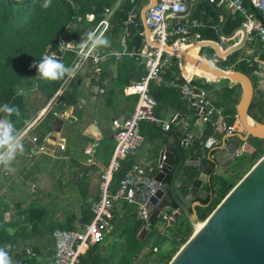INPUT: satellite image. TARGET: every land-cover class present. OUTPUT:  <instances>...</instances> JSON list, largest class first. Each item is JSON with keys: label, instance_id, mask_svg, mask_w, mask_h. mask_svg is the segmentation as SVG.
<instances>
[{"label": "crops", "instance_id": "obj_1", "mask_svg": "<svg viewBox=\"0 0 264 264\" xmlns=\"http://www.w3.org/2000/svg\"><path fill=\"white\" fill-rule=\"evenodd\" d=\"M190 1V12L186 17L203 21L204 26L187 34L185 36V44L212 41L218 44L220 51H225L239 43L242 34L240 32L234 33L236 28L231 33H225V28H227L228 25L227 23L223 29V34L231 36L228 40H232L233 42L225 49H222L227 40L223 39L219 34V26L224 21L225 17L214 11L207 3L198 0ZM129 2L131 8L128 11L127 20L130 16H133V23L127 26L124 23L123 33L116 47H99L101 51H108L109 49L121 50V39L124 37L125 33L127 34L126 38L129 36L128 28L130 25L138 27V25L141 24L142 32L139 34L141 37V45L140 48L137 49L135 46L129 47L126 42L128 48H134L139 52L145 44H148L142 24L141 10L149 3V0L146 1V4L142 0H117L112 6L105 8L114 9V13L116 10L123 7V5H128ZM211 11H214L216 15L211 13ZM232 17L231 15V18ZM177 39L178 37H171L172 42H175ZM184 46V44L182 45L178 41L175 42V47L180 50H182ZM203 49H211L213 51L212 47L206 46L195 50V54H193L194 51H192V55L200 57L199 52ZM235 53V63L230 64L235 67L239 62L247 63L253 60L256 64V70H258L261 66L257 60L264 61V49L256 45L255 47L244 45L242 49ZM164 59L166 61V66L164 67L162 80L164 82L177 80L179 84L185 83L184 79L183 81L181 80L183 77L179 59L173 55L165 56ZM216 59L213 51V58L210 61ZM226 64L227 62H218L219 66H224ZM143 65L144 60L138 56H124L120 61H115L112 57H107L101 63L102 78L105 81L103 85L105 92L100 95H94L91 92L90 87L94 86L93 76L88 73L87 67L83 66L76 74L75 78L72 79H79L78 89L76 92H70L68 96V99H71L76 94L75 102L70 106H64L62 104L64 108L62 111L57 112L56 105L53 103L45 112L48 101H45L35 89L27 94L30 105L27 107L25 116L28 117L29 120L20 127L14 124L17 131L21 134L24 151L17 155L12 164V167L15 168L14 172L6 171L3 166H0V224L5 225V236L12 240L16 239L20 244L22 243L23 237L26 235L22 230L23 225L30 226L25 224V215L33 204L43 211H46V215L50 216L48 222L54 225L60 226L72 223L73 228L71 230H81L84 224L91 222L92 214L90 212V206L99 198L100 175L102 171L109 166L115 150L114 129L111 123L115 117L120 115L128 116L136 108L138 97L136 95L126 94L125 90L132 82L140 79L145 74ZM186 67V70H188L187 72L194 79L201 82L212 80L211 76L199 72L196 68L191 66ZM238 70L243 72L240 69ZM66 80L67 79H65V81ZM72 80L69 81L65 88H62L64 83L62 84L53 98L54 101L56 97L60 96L64 89L68 87ZM152 84L162 90H176L180 95L178 87L165 89L158 83L153 82ZM242 93L243 88L240 84L231 83L227 85L226 88L218 89L212 94L209 93V96L211 100L213 97H216L215 101L212 100L213 103L217 107H223L225 109V116L228 115L230 118L232 115H236L235 105L240 100ZM225 96H229L234 101L233 108L228 112L222 104V99ZM180 98L187 107L185 112L174 109L168 104L156 102L157 105L155 107L154 117L158 122L152 125H141V133L145 131V133L142 134L144 136V142L136 155L127 158V160L132 161V165L138 163L145 166L148 163L152 164L157 161L160 147L156 145V139L161 135L160 130H164L163 126L170 123L174 117H178L181 123L172 124L168 131H174L176 135H179L178 128L185 123L187 119L194 122L196 121L195 125L203 133V138L192 147V151L197 150V156L204 160L206 152L204 147L201 148L200 143H205V140L211 135V133H208L211 131L213 134L217 126L212 127L210 119L201 117L198 114H193L191 105L184 101L181 95ZM258 101L259 92H256L252 109L257 108ZM57 104H59V102H57ZM49 111H51L53 115L55 114L56 119L53 120L50 125H46L45 115ZM233 124L234 128L238 127V122L236 120H234ZM193 127L194 126H191L190 129ZM41 133H46L45 139L40 144L38 141L33 142L32 139H37ZM94 142L98 143L95 153L92 156L85 155L83 150ZM192 151L190 152L191 156H193ZM232 183V181H229L218 187L213 192L211 203L213 204V202L224 193H228V186L234 185L237 182L234 184ZM203 190H208L207 186H205ZM209 207L201 210L200 216L206 214ZM116 211L119 212L117 214L119 218L117 222L121 220V224H116L117 227H119V235L116 240L112 242L118 243L120 238H122L123 243L125 241L123 231L132 223L133 218L131 214L135 213L136 215V209L133 210V207L130 209L129 206L120 204L116 206L113 213V231L105 238L100 246L109 241L113 235L116 228ZM142 225L141 223V226ZM166 230L171 231L170 228L165 229V231ZM170 234L171 233H166L164 235L168 236L166 238L163 235H152L155 238L154 241H156L160 240L161 237L165 240H169ZM26 236L29 237L28 235ZM30 236H32L31 241L24 243L27 245H24L23 249L15 245L19 250L18 255H24L22 261L25 260V256L31 258L24 253L26 247H30L33 250L35 257H38L42 264H47L48 261H54L55 245L52 234L45 233V235H38L32 233ZM150 237L152 236L148 234L144 242H141L139 239L138 241L146 244V241ZM172 240L174 241V239ZM145 246L146 245H144L141 250L142 254L145 249H147ZM122 248L123 244L121 252ZM151 250L152 249L149 251ZM10 255L13 254L10 253ZM22 263L25 264V262Z\"/></svg>", "mask_w": 264, "mask_h": 264}, {"label": "water", "instance_id": "obj_2", "mask_svg": "<svg viewBox=\"0 0 264 264\" xmlns=\"http://www.w3.org/2000/svg\"><path fill=\"white\" fill-rule=\"evenodd\" d=\"M184 1L187 10L182 16L188 15L191 7L190 0ZM198 1L207 3L225 17L219 26V34L225 40L230 39L231 36L223 34V29L231 19V13L207 0ZM156 2L149 0L141 10L146 42L153 46L156 44L150 41L151 32L147 25L146 12ZM236 32L242 34L241 40L225 51H220L218 44L212 41L189 44L182 50L166 48L169 54L179 59L184 81L195 89L212 94L231 83H238L243 88L241 98L235 105L238 126L242 130L237 127L234 132L226 134L223 117H219L217 129L205 140L204 160H193L190 154L192 147L203 138V133L195 125L196 121L187 119L178 128L179 135L174 131L160 130L161 135L156 139V145L160 147L158 157L161 168L150 180L160 186L146 184L141 198L143 202L146 200L145 209L150 216L149 223L153 225L161 213L174 211L172 224H177L182 219L192 226L202 224L168 264H264V155L235 185L228 186L229 190L224 198L203 221L200 220V211L212 204L211 192L203 188L228 182L244 164V147L255 150L264 142V61L257 60L260 69L249 75L239 70L224 72L210 60L190 54L191 51L210 46L217 59L226 58L244 47L245 28L239 26L234 30ZM186 66L211 76L212 80L201 82L194 79L187 72ZM68 83L66 80L62 88ZM256 92H259L258 106L252 109ZM212 100L215 101L216 97ZM53 103L54 99L47 102L45 112ZM191 111L193 114L203 115V112L199 114L195 106H192ZM191 126L194 127L190 129ZM191 134L195 140L191 145H184ZM261 149L262 147L256 150L252 157H257ZM213 177H218L220 181L214 182ZM137 228L138 239L144 242L149 230L141 224Z\"/></svg>", "mask_w": 264, "mask_h": 264}, {"label": "built area", "instance_id": "obj_3", "mask_svg": "<svg viewBox=\"0 0 264 264\" xmlns=\"http://www.w3.org/2000/svg\"><path fill=\"white\" fill-rule=\"evenodd\" d=\"M156 5L146 12V21L150 29V41L156 44H145L143 48L137 52L134 48L129 49L125 38L121 39V50L109 49L101 51L96 49H81L73 44L72 47H60L61 42L69 43L64 38H60L56 47H47L43 52L41 59L47 53L54 54L57 58L62 59L66 52L75 53V59L71 66L76 67L75 73L66 78L68 81L75 78L76 74L83 66L87 67L88 73L93 76L94 86L90 87L94 95H100L105 92L104 79L102 78L101 63L107 58L112 57L115 61H120L124 56H138L144 60L145 74L138 80L132 82L125 90L128 95H136L138 97L136 108L128 115H120L112 120L114 129L115 150L111 158L109 166L104 169L99 180V198L91 204L90 212L92 220L90 223L84 224L81 230L55 229L52 232L54 239L55 252L53 264H79L81 256L93 245L101 244L105 238L113 231L114 210L117 205L124 204L129 207H136V215L143 226L147 227L149 234L165 235L163 228L170 227L172 221L171 213H161L156 222L151 225L149 223V214L145 209L146 200L143 202V188L146 184L153 183L155 187L160 184L153 179L158 170L161 168V160L157 159L155 163H148L142 166L138 163L131 165L127 169L122 178L119 180L115 189H111L114 175L118 172L121 162L130 156L136 155L144 142V136L141 133L142 124H155L158 121L154 117V109L157 105L156 100L150 93V83H158L163 88L168 89L178 87L180 95L189 105L195 106L199 114L203 112L201 117L211 120V126H217V119L223 117V129L226 134L234 132V124H229V116H225V109L217 107L211 100L209 93L197 90L188 83L179 84L178 81L164 82L162 76L164 67L166 66L165 56L171 55L166 48H175V42L184 44L185 48L189 44H185V36L195 29L204 26V22L197 19H189L182 16L186 10V4L183 0H156ZM210 4L228 10L233 17H241V26L245 28L246 40L245 44L249 47H260L264 49V0H207ZM114 9L105 8L103 19L92 29L98 35L103 34L109 29V20ZM259 13L261 17L257 14ZM133 16H130L125 25L133 23ZM81 21V17H77V22ZM178 37L175 42L171 41V37ZM180 50V49H179ZM227 58V57H226ZM226 58H219L210 61L213 65L218 62H226ZM40 59V60H41ZM251 67L252 63L247 62ZM224 72L238 71L233 65L219 66ZM227 120V121H226ZM237 121V116L234 115ZM178 117H174L170 123L165 124L163 129L168 131L172 124H180ZM194 136L189 135L184 145H191ZM33 142L37 139L33 138ZM205 143L201 142V148ZM98 143L94 142L83 150L87 156H92ZM192 151V150H191ZM193 155H198L197 150L192 151ZM152 192V191H151ZM157 221L161 225L157 226ZM165 225V226H164ZM165 238L168 236H164ZM176 241H180L176 237ZM156 247L153 252H156ZM10 253L18 255L19 250L15 245H11ZM24 253L33 258L35 253L30 247L24 249Z\"/></svg>", "mask_w": 264, "mask_h": 264}, {"label": "trees", "instance_id": "obj_4", "mask_svg": "<svg viewBox=\"0 0 264 264\" xmlns=\"http://www.w3.org/2000/svg\"><path fill=\"white\" fill-rule=\"evenodd\" d=\"M117 0H52V6L45 9L42 7L43 0H0V104L8 103L12 106L19 108V115L13 114L11 116L12 122L18 127L28 122L29 118L25 116L27 107L30 105L27 94L35 89L45 101L52 100L61 88L65 79L58 81H49L41 79L38 76L37 69L31 67L34 63L41 59V56L47 47H56L59 39L62 37L66 41L72 42L75 45L79 44L81 37L92 29L103 19L105 7L112 6ZM73 4L75 7H73ZM131 8L128 5H123L120 9L116 10L109 20V29L105 33L110 41V47H116L120 41L121 34L123 33L124 23L127 20L128 11ZM214 15L216 13L211 11ZM260 17L261 15L257 13ZM77 17H81V21L77 22ZM242 23L241 17H232L228 21L225 33H231L235 28L239 27ZM129 36L126 42L129 47L135 46L137 49L141 45L140 33L142 32L141 24L138 27L130 25L128 28ZM102 48V47H101ZM195 54V51L193 52ZM200 57L212 60L213 51L211 49H203L199 52ZM75 53L66 52L61 60L70 66L75 59ZM236 53L227 58V64L235 63ZM252 66L248 67L246 62H239L236 69L242 70L245 74H252L256 70V64L252 60ZM223 66V65H222ZM183 81V78H181ZM79 79L72 80L68 87L64 89L60 96L56 97L54 103L56 110L62 111L64 106H70L75 102V95L68 99L70 92H76L78 89ZM22 88L25 95H17V89ZM150 93L158 103L168 104L174 109L185 112L187 107L181 100L178 91L176 90H162L150 83ZM226 88V87H224ZM228 93V91H227ZM59 102V104H57ZM222 104L228 112L233 108L234 101L225 96L222 99ZM2 116V114H0ZM55 114L51 111L45 115V124L50 125L55 120ZM234 116L232 115L228 123L233 124ZM17 127V128H18ZM212 135L210 131L208 134ZM210 135V136H211ZM46 133H41L37 138L40 144L45 139ZM30 153V151L28 150ZM132 165V161H122L118 172L113 177V185L111 189H115L119 180L122 178L124 172ZM225 183H222L224 185ZM236 184V183H235ZM234 184V185H235ZM227 194L224 193L216 201L213 202V207L207 211L206 214L200 216L203 221L213 208ZM132 223L124 229V243L121 255L117 258L114 264H133L138 258L145 243H141L137 239V225L140 221L136 218L135 213L131 214ZM25 224L23 231L26 235L20 244L16 239L5 236V225L0 224V246L7 244H14L23 249L26 242H30L32 233L38 235L45 233L52 234L55 229L71 230L72 223L66 225H54L48 222L50 216L46 215V211L38 208L35 204L25 215ZM44 219V220H43ZM180 228L183 227L181 224ZM179 229V228H178ZM180 231V230H179ZM177 232V231H176ZM178 233V232H177ZM176 235V234H175ZM182 238L181 234H177ZM150 236V234H149ZM160 240H165L161 237ZM185 241L184 239L181 242ZM180 242V243H181ZM115 243V242H113ZM110 246L107 248L105 257L100 252V245L90 246L81 256L79 264H108L109 257L112 254ZM173 252V251H172ZM169 252L160 258L159 262L168 264L173 258V253ZM172 253V254H171ZM13 264H42L38 257L28 258L24 255H11ZM47 264H53V261H48Z\"/></svg>", "mask_w": 264, "mask_h": 264}, {"label": "clouds", "instance_id": "obj_5", "mask_svg": "<svg viewBox=\"0 0 264 264\" xmlns=\"http://www.w3.org/2000/svg\"><path fill=\"white\" fill-rule=\"evenodd\" d=\"M72 3V0H69ZM52 6V0H43L42 7L47 9ZM73 7L75 5L73 4ZM74 43L65 44L61 42L60 47H72ZM77 47L81 49H96L99 47H109L110 41L103 34L98 35L95 31H88L81 37ZM37 69L38 76L41 79L49 81H58L70 78L76 71L75 66L66 65L63 60L57 58L54 54H45L43 58L33 65ZM22 88L17 89V95H25ZM83 102V101H82ZM0 166H3L6 171L14 172L12 167L19 153H23L24 145L19 131H17L14 123L11 120L13 114L19 115L17 106L9 105L8 103L0 104ZM11 245L7 244L0 246V264H13V258L10 255Z\"/></svg>", "mask_w": 264, "mask_h": 264}, {"label": "rangeland", "instance_id": "obj_6", "mask_svg": "<svg viewBox=\"0 0 264 264\" xmlns=\"http://www.w3.org/2000/svg\"><path fill=\"white\" fill-rule=\"evenodd\" d=\"M145 2L146 4V1L147 0H142ZM232 40H227L226 43L223 45L222 49H225L229 44H232ZM32 101V100H31ZM155 111V109H154ZM145 131L142 132V134H144ZM262 149H261V152L260 154L253 158L250 163H247L245 166H244V170L239 172L237 176H233L232 178H230L228 181H232L234 184L235 182H238L242 176L245 174V172H247V170H249L258 160L260 157H262L264 155V142L262 144ZM228 179V178H227ZM133 207V210L136 209L135 206H132ZM213 207V205L209 208L211 209ZM131 209V207H130ZM119 212L116 211L115 215H116V220H115V230L113 232V235L111 237V239L107 242H105L104 245L100 246L101 249H100V252L102 254V256H105L106 255V252H107V247L109 246V244L111 245L110 246V249H112L114 246V249L112 250V254L110 255L109 257V263L108 264H114L117 260V258L119 257L120 255V252H121V247H122V244H123V240L122 238L119 239L118 243H113L112 241L113 240H116L117 236L119 235V230L117 227V223H120L121 224V220L118 221V214ZM123 221V220H122ZM183 224V227L180 228V224L181 223ZM179 223H173V224H170V230H166L164 231V233H171L169 235L170 239L169 240H155L154 236L150 233V235L152 237H150L147 241H146V246L147 249H145L144 253L140 254L138 256V258L135 260V262L133 264H165L164 262H159L160 261V258L164 255H168L169 252H172L171 254L172 255H175L177 253V251L184 245V243L191 237V235L194 233V226H191L189 223L185 222L184 219H182ZM179 224V225H178ZM157 226H160L161 223L160 221H157ZM165 226V225H164ZM168 228V229H169ZM179 228V229H178ZM163 230H165V227L163 228ZM180 230V231H179ZM170 231V232H169ZM178 233H177V232ZM181 234L182 238L180 239V241H176L175 239H177L175 236H180V235H177V234ZM176 234V235H175ZM174 239V241L172 240ZM184 239L185 241L181 242V240ZM112 242V243H110ZM181 242V243H180ZM156 247L157 251L156 252H153V248ZM150 249H152L151 251H149Z\"/></svg>", "mask_w": 264, "mask_h": 264}, {"label": "flooded vegetation", "instance_id": "obj_7", "mask_svg": "<svg viewBox=\"0 0 264 264\" xmlns=\"http://www.w3.org/2000/svg\"><path fill=\"white\" fill-rule=\"evenodd\" d=\"M263 146V145H262ZM262 146H258L255 150H247L248 148L247 147H244V149H243V159H244V164H243V166L241 167V169L238 171V172H236L235 173V175L234 176H237L238 175V173L239 172H241V171H243V169H244V166L247 164V163H250V161L253 159V154L255 153V151L256 150H258V149H260ZM193 160H198V161H202V159H200L197 155H193ZM213 174V173H212ZM213 181L214 182H217V181H220V179H218V177H213ZM214 182H213V184H214ZM229 182V181H228ZM223 183H226V182H223ZM217 184H215V185H213V186H207V188H208V191L209 192H211V194H210V197H211V199H213V192L218 188V187H220V186H216ZM209 202V200L207 201V202H205V204L206 203H208ZM213 204H211V206H212ZM185 222H187V223H189L187 220H184ZM180 225L182 224V222L181 223H179ZM178 224V225H179ZM190 224V223H189ZM183 225V224H182Z\"/></svg>", "mask_w": 264, "mask_h": 264}, {"label": "bare ground", "instance_id": "obj_8", "mask_svg": "<svg viewBox=\"0 0 264 264\" xmlns=\"http://www.w3.org/2000/svg\"><path fill=\"white\" fill-rule=\"evenodd\" d=\"M182 49H184V48H182ZM190 54L192 55V51L190 52ZM186 68H187V67H186ZM187 71H188V70H187ZM237 126H238V125H237ZM238 128H239L240 131L242 130L240 126H238ZM201 225H202V224H199V225H197V226H194V232L197 231V230L201 227Z\"/></svg>", "mask_w": 264, "mask_h": 264}]
</instances>
